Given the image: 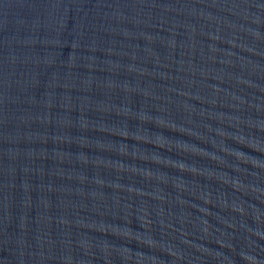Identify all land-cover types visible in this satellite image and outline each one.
I'll return each instance as SVG.
<instances>
[{
    "label": "water",
    "instance_id": "1",
    "mask_svg": "<svg viewBox=\"0 0 264 264\" xmlns=\"http://www.w3.org/2000/svg\"><path fill=\"white\" fill-rule=\"evenodd\" d=\"M0 264H264V0H0Z\"/></svg>",
    "mask_w": 264,
    "mask_h": 264
}]
</instances>
